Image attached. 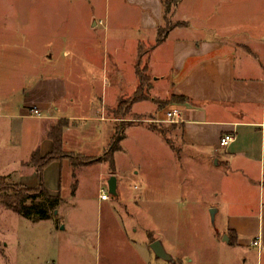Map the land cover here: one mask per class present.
<instances>
[{
	"label": "crops",
	"instance_id": "0c3cea01",
	"mask_svg": "<svg viewBox=\"0 0 264 264\" xmlns=\"http://www.w3.org/2000/svg\"><path fill=\"white\" fill-rule=\"evenodd\" d=\"M37 1L41 0H34L35 5ZM61 1L69 6L63 23L51 21L44 26L41 19L40 24L26 29L13 23L16 20L10 15L9 0H0V49L9 42L40 49L34 53L35 83L23 90V101L18 105L22 118L41 120L31 155L37 150L43 156L52 152L49 132L60 120L68 121L65 151L91 154L108 148L119 132L121 119L106 116V112L119 105L127 81L133 84L130 96L136 94L139 48L157 42L159 29L166 22V0ZM171 20L178 24L142 57L162 90L151 99L131 103L130 113L153 115L157 122H163L165 109L153 99L175 100L171 105L181 112L174 123L176 137L184 154L192 158L205 155L225 169L217 170L224 181L225 208L213 202L210 209L217 208L218 215L225 218L229 239V232L234 234L236 243L229 245L242 252L241 264H264V250L252 245L254 238L264 239V0H180ZM179 97L186 100L179 101ZM29 107L38 109L42 116L33 117ZM133 130L158 137L169 153L176 155L170 142L150 125L128 126L121 149L114 155L113 174L105 161L76 165L69 158L73 197L80 189L78 176L93 166H102L108 181L116 176L121 191L117 157L127 154L123 144ZM226 134L236 138L221 148ZM30 160L22 163L19 183L33 188L38 175L28 164ZM64 166L63 161H55L45 169V184L52 195L62 196ZM27 171L33 173L29 179ZM174 175H179V169ZM158 186L152 183L151 193L145 195L149 215L157 218L154 223H161L160 218L167 214L179 218V205H174L178 206L176 211L166 208L171 200L156 193ZM174 186L172 191H181L178 184ZM161 209L166 215L160 214Z\"/></svg>",
	"mask_w": 264,
	"mask_h": 264
},
{
	"label": "rangeland",
	"instance_id": "374dc122",
	"mask_svg": "<svg viewBox=\"0 0 264 264\" xmlns=\"http://www.w3.org/2000/svg\"><path fill=\"white\" fill-rule=\"evenodd\" d=\"M9 2L10 15L16 20L13 23L20 28L29 26L32 29L41 19L44 26L51 21L63 23V16L69 10L67 1L61 0H41L37 5L34 0ZM168 19L171 20V14ZM153 44L156 41L142 45L143 52L150 51ZM22 46L18 42H9L0 49V186L6 188L0 198L13 193L8 187L20 184L22 163L31 159L41 121L22 118L18 111L23 90L32 88L35 83L32 78L37 56L35 58L34 53L40 50ZM145 63L143 59L140 70ZM147 72L149 79L138 90L151 99L162 89L155 84L154 75ZM26 75L27 78L22 80ZM137 85L140 86L138 76ZM125 86L119 105L108 109L106 116L121 119L118 121L120 127L139 124L156 127L170 142L176 155H171L158 137L143 130L131 131L123 144L127 154L117 157V169L124 182L121 181L117 196L109 191L112 198L109 202H103L99 196L102 187H109L102 166L88 168L78 176L80 189L73 197L72 172L69 170L72 160L65 158L62 160L65 166L61 184L64 203L51 219L36 223L0 203V264H241L244 256L229 245L231 240L225 230V218L217 213L213 221L210 212L213 202H218L223 210L225 208L224 181H220L218 172L224 168L205 155H193V158L185 155L178 144L174 123L157 122L153 115L130 112L121 115L130 109L135 95L129 94L133 84L128 85L127 81ZM153 100L160 109H165V113L173 109L175 102L157 97ZM29 109L33 116V108ZM109 148L91 154L65 150L64 153L72 155L78 164L96 165L104 162ZM178 169L179 175H174ZM26 173L27 179L33 175L29 171ZM152 183L159 184L156 193L161 192L160 195L171 200L166 208L176 211L178 206L174 205H179V218L169 217L166 212L162 214L164 210L161 209L160 214L166 217L160 218L161 223H154L157 218L149 215L148 200L145 199V195L151 193ZM174 184L179 185L180 192L172 191ZM174 196L179 197L174 200ZM157 240L163 243L173 261L156 256L151 244Z\"/></svg>",
	"mask_w": 264,
	"mask_h": 264
},
{
	"label": "trees",
	"instance_id": "16d2710c",
	"mask_svg": "<svg viewBox=\"0 0 264 264\" xmlns=\"http://www.w3.org/2000/svg\"><path fill=\"white\" fill-rule=\"evenodd\" d=\"M180 0H166L165 1V21L167 23L166 27H161L159 29V34L157 38V42L155 45L160 44L168 35L169 31L175 27L178 23H172L171 20L169 21L168 16L173 12V8L177 6ZM143 47L139 48V61L137 64V73L140 80V87H142L147 80L149 79L148 76V67L145 65L144 68L141 69V64L143 60V56L149 51L143 52ZM148 98L144 94L140 93V89L137 90L135 96L131 99V102L134 103L136 101L144 100ZM179 101H185V97L177 98ZM122 103V102H121ZM120 112V111H119ZM130 112V109L126 111V113H122L121 115H125ZM68 121L60 120L57 124H55L50 132L49 138L53 141V150L51 153L43 156L40 150H37L31 156V160L28 163L31 166H34L37 169L38 175V184L37 186L30 188L22 184H14L13 187H8L13 193H8L6 195H1L0 203L6 206L9 209H12L14 212L30 219L33 222H41L43 220H48L55 215V212L59 209L62 205L63 198L61 195H52L48 191L45 179H44V172L47 166L55 161H62L65 158H72V155H68L64 153V128L67 126ZM125 126L122 125L119 129L113 141L110 145L109 150L104 156V161L107 162L110 166V170L112 173L115 172L116 164H115V152L121 149V142L125 138L124 132ZM154 129H157L156 127ZM80 158V157H76ZM76 164V162H73ZM2 181V180H1ZM4 182V178H3ZM4 185L0 186V193L3 192ZM13 188V189H11ZM77 190V183L73 185V194L76 193ZM229 236L231 239V244H235V236L231 232H229Z\"/></svg>",
	"mask_w": 264,
	"mask_h": 264
},
{
	"label": "built area",
	"instance_id": "2783aa9c",
	"mask_svg": "<svg viewBox=\"0 0 264 264\" xmlns=\"http://www.w3.org/2000/svg\"><path fill=\"white\" fill-rule=\"evenodd\" d=\"M32 114L33 116L36 117H41L42 113L38 109H32ZM166 119L165 121H169L172 123H175L179 120L181 117V112L180 109L178 108H173L170 111L166 113ZM235 135L233 134H226L222 141H221V148H227L234 140H235ZM100 198L102 200H110L111 199V194L109 193V187L102 188L100 191ZM252 245L257 248L259 251L264 250V239L262 236H258L252 240Z\"/></svg>",
	"mask_w": 264,
	"mask_h": 264
},
{
	"label": "water",
	"instance_id": "95a60500",
	"mask_svg": "<svg viewBox=\"0 0 264 264\" xmlns=\"http://www.w3.org/2000/svg\"><path fill=\"white\" fill-rule=\"evenodd\" d=\"M108 186H109L110 193L113 196H117L118 195V184H117V177L116 176H112L109 179ZM210 212H211L213 221H215V215L217 214L218 210L216 208H212L210 210ZM57 213H58V210L55 212V214H57ZM225 238H227V241H229L227 236ZM151 248L153 249V251L155 252V254L158 258H161L165 261H173V257L171 256L170 253L167 252L163 243L160 240L153 242L151 244Z\"/></svg>",
	"mask_w": 264,
	"mask_h": 264
}]
</instances>
